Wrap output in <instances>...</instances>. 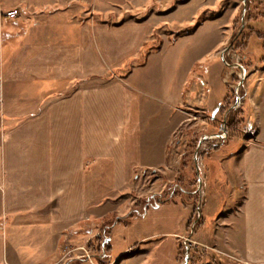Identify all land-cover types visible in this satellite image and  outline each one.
<instances>
[{"label": "crops", "instance_id": "crops-1", "mask_svg": "<svg viewBox=\"0 0 264 264\" xmlns=\"http://www.w3.org/2000/svg\"><path fill=\"white\" fill-rule=\"evenodd\" d=\"M149 1L0 0V11L20 13L0 18V264H92L79 247L93 264H181L195 191L159 193L156 208L154 191L134 207L143 195L125 208L114 199L147 173L176 170V134L196 125L217 132L222 121L190 116L219 105L223 114L237 74L217 63L199 74L218 80L213 94L187 81L167 37L155 44L152 18L134 15ZM256 81L243 88L252 143L203 150V216L192 235L200 245L187 264H264Z\"/></svg>", "mask_w": 264, "mask_h": 264}, {"label": "rangeland", "instance_id": "rangeland-1", "mask_svg": "<svg viewBox=\"0 0 264 264\" xmlns=\"http://www.w3.org/2000/svg\"><path fill=\"white\" fill-rule=\"evenodd\" d=\"M134 15L152 18L155 23V44L158 42L159 35L167 37L173 50L180 54L178 69H182V72L185 69L188 70L189 76L187 81L198 79V82H201L209 93L212 92V89L213 92L218 90L219 85H217L218 80L216 78H211V76L208 79L202 78L203 75H208L210 72L214 73V65L217 63L222 69L226 67L237 74L238 81H235L233 84L231 83V88H239L237 90H239V96L243 97V102L249 94L246 89H243L248 82L250 84V81L256 79V84L260 85L259 89H264V63L259 61L264 56L259 52L257 59L253 60L251 59L252 53H246L245 59H242L244 51L242 52L236 45L237 38L241 33L236 34L240 30L246 37L248 35H252L253 37L256 34H260L264 39V0H247L245 5L244 0H150L144 11H135ZM242 24L243 27H241ZM253 44L258 48V42ZM217 51H219L220 58L216 61L215 53ZM199 56L201 58L197 59ZM244 61L246 67L244 71H241V67L238 65ZM202 73L204 74L199 77L198 75ZM241 80H243L244 84L240 83ZM219 89L221 97H225L227 90L224 84ZM262 94L264 95V93ZM232 99L229 104H231ZM219 106H213L203 117L201 114L196 117L190 116L191 122L196 121L200 124L206 118L210 123L219 124L224 120V115L221 112L222 108ZM237 110L235 109L228 114L227 125L229 129L225 140H207L199 144L202 136L213 135H202L204 131L201 130L199 125L184 129L179 134H176L175 139H178V143H180L176 170L165 174L158 171L155 177L153 174L147 173L143 177L141 184L132 185L123 192H119L114 202L122 201L123 208H125L124 204L128 205L134 200V197L143 195V199L136 200V202L139 200L140 205H143L146 202V198L153 191L155 192L153 198L157 200L161 196L159 193L167 197L174 191L181 192V189L189 188L195 191L193 195L189 196L193 200V212H195L198 201L201 202L202 215L195 226V231L197 230L198 233V227L201 226L203 216L204 197L201 199L198 193V170L194 154L200 146L198 157H201L200 170L202 175L201 185L203 187L204 166L202 163H205L203 161L205 154L203 150H216L227 141H237V145L240 148L252 143L251 139V142L246 143V135L243 130L244 125L241 128H233L229 123L230 117L232 118L231 114ZM167 180H170L168 184H166ZM162 200L163 197L161 196V202ZM136 202H133V207ZM113 218L114 216L112 215L106 221L111 223V221L113 222ZM208 230L210 236L211 228ZM193 237L198 239L197 234ZM98 241L94 238L91 243H98ZM192 262H195V258Z\"/></svg>", "mask_w": 264, "mask_h": 264}, {"label": "built area", "instance_id": "built-area-1", "mask_svg": "<svg viewBox=\"0 0 264 264\" xmlns=\"http://www.w3.org/2000/svg\"><path fill=\"white\" fill-rule=\"evenodd\" d=\"M19 10L18 9H13V10H7V11H0V18L1 17H6V18H16L19 16ZM225 62V61H224ZM225 64H227L225 62ZM241 71H244V68L241 67ZM239 89V88H237ZM237 89H233V99L231 104L228 105V107L225 109L223 115H224V120L222 121L221 124H219V128L217 130L216 133H214L213 135L210 136H202L201 140L199 142V144L206 142L207 140H225L226 137L228 136V125H227V117L228 114H230L231 111L233 110H237L240 108V106L243 105V97L239 96V90ZM244 133L246 135V143L251 142V140L253 139V129H252V125L250 123H245L244 124ZM251 139V140H250ZM243 147V146H242ZM202 149V147H201ZM200 152V146L198 147V149L195 152V162H196V166H197V170H198V193L199 196L201 197V199L204 197V192H203V188H202V175H201V170H200V156L198 157V153ZM161 203V196L157 199L154 200L153 203L150 204V206L152 208H156L160 205ZM201 206V202L198 201L196 208H195V212L190 220V225H189V229H188V235L183 236L181 239V247H182V261L181 264H187L189 261V253L192 250V248L196 245H200L198 244V242H196L193 238L192 235L195 232V226L198 223L199 219L201 218V213H202V208ZM139 213V212H138ZM75 249H79L81 251L84 252V257L93 264L92 261V256L89 253L88 250L84 249L83 247H79V248H75ZM73 250H70V252H72Z\"/></svg>", "mask_w": 264, "mask_h": 264}, {"label": "trees", "instance_id": "trees-1", "mask_svg": "<svg viewBox=\"0 0 264 264\" xmlns=\"http://www.w3.org/2000/svg\"><path fill=\"white\" fill-rule=\"evenodd\" d=\"M239 31L237 32L236 35H238ZM241 34H239L238 38H237V42L236 45L241 49V51L243 53V57L242 59H245V55L246 53L251 54V59L256 60L258 57V53L261 52L262 56H264V39L261 37V35L256 34L255 36L252 37V35H248L247 37L245 36L244 33L240 32ZM258 42V48L257 46H254L253 43ZM253 56V57H252ZM261 62L264 63V57L260 58ZM242 66V68L246 67L245 61L243 63L240 64ZM234 81H238L237 76L235 75L233 77ZM231 98H233V90H232V96ZM230 103V102H229ZM225 110H223L224 112ZM246 108L241 107L239 110H237L236 112L232 113V118L230 117L229 123L231 124V126L233 128L239 127L241 128L244 125V122L246 120ZM135 205H139V200L135 203ZM97 239V238H95Z\"/></svg>", "mask_w": 264, "mask_h": 264}, {"label": "water", "instance_id": "water-1", "mask_svg": "<svg viewBox=\"0 0 264 264\" xmlns=\"http://www.w3.org/2000/svg\"><path fill=\"white\" fill-rule=\"evenodd\" d=\"M246 1H247V0H244V5L246 4ZM241 27H243V24H242ZM240 32H241V30H240ZM240 32H239V33H240ZM222 57H223V56H222ZM238 66L242 67L241 65H238ZM240 83L243 84V80H241Z\"/></svg>", "mask_w": 264, "mask_h": 264}]
</instances>
